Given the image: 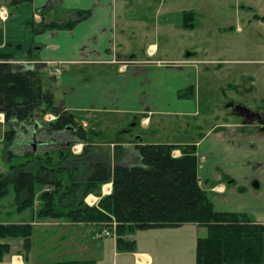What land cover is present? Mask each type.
I'll use <instances>...</instances> for the list:
<instances>
[{
  "label": "crops",
  "instance_id": "obj_1",
  "mask_svg": "<svg viewBox=\"0 0 264 264\" xmlns=\"http://www.w3.org/2000/svg\"><path fill=\"white\" fill-rule=\"evenodd\" d=\"M8 1L2 0L0 4V13L7 14L6 20L0 19V57L9 56L15 64L30 63L41 66V70L46 68L52 80L60 77L65 100L58 105L83 127L86 122L97 120L96 114L113 112L124 113L127 122L134 117L137 121L134 125L146 128L149 124L148 111L144 108L147 100L137 98L148 85H137V79L145 75L143 71H148L147 65L216 63L192 58L185 52L187 48L196 49L194 54L203 52L198 20L203 12L212 10V5L216 9L218 0H30L15 7L8 6ZM69 22L75 23L70 28L38 32L46 24ZM191 24L193 27H186ZM189 39L193 41L186 44ZM208 41L206 38L207 44ZM57 66L61 74L51 75ZM75 96L78 101H74ZM118 105L126 108L116 109ZM48 118L43 116L40 121L48 122ZM37 125L38 135L33 136L31 130H36ZM241 125L244 124L232 122L229 126ZM11 128L16 136L8 150L16 156L41 152L47 147L42 144H49L51 140L45 139V134L59 138L57 142L63 136L44 131L39 126V117L28 124H8L0 113V175L9 172L12 160H21L20 157L10 160L7 157L5 135ZM135 144L127 141L119 147L128 152L129 149L133 151ZM76 145L75 151L70 146L74 155L83 150L82 144ZM175 152L177 155L173 156L179 157L180 152ZM122 158L125 163L129 159L128 156ZM228 185L229 182L220 180L217 184L208 183L203 189L208 197L216 195L214 201L209 199L214 209L243 213L264 224V214L253 217L246 206L238 209L216 207ZM103 186L104 194H110L111 183L102 184L97 193L88 195L91 202L85 199L87 205H95L106 196L102 193ZM44 190L38 188L32 208L21 213L16 211L12 191L0 198V225H28L31 229L26 245L21 237L0 239V244L9 247L0 264H194L196 240L207 233L206 228L194 224L137 231L125 236L135 241V250L120 252L116 249L115 238L101 236L98 225L73 224L66 218L37 219L35 213Z\"/></svg>",
  "mask_w": 264,
  "mask_h": 264
},
{
  "label": "trees",
  "instance_id": "obj_2",
  "mask_svg": "<svg viewBox=\"0 0 264 264\" xmlns=\"http://www.w3.org/2000/svg\"><path fill=\"white\" fill-rule=\"evenodd\" d=\"M26 1L30 0L7 4L15 7ZM74 23L46 24L38 32L70 28ZM0 113L8 124H28L39 117L44 131L64 134L83 145L82 152L74 155L70 142H57L46 134L44 138L51 140L42 144L47 147L41 152L16 156L8 150L16 132L12 128L6 132L8 159L20 157L22 162L9 165V172L0 175V198L12 191L18 213L32 208L37 189L43 187L37 219L66 218L73 224L98 225L100 235L107 231L115 238L120 252L135 250V241L125 239L126 235L194 224L207 230L205 237L196 240L194 264H264V224L243 213L214 209L198 183L195 145L136 142L130 162L113 164L109 153L95 151L92 140L101 133L87 130L54 105L53 95L42 87L41 66L11 64L9 56L0 57ZM45 113L53 114L55 120L40 121ZM36 133L31 130L33 136ZM175 150L179 157L173 156ZM106 183H111L110 194L87 205L86 197ZM30 235L28 225H0V239L21 237L26 245ZM8 252L9 247L0 244V261Z\"/></svg>",
  "mask_w": 264,
  "mask_h": 264
},
{
  "label": "rangeland",
  "instance_id": "obj_3",
  "mask_svg": "<svg viewBox=\"0 0 264 264\" xmlns=\"http://www.w3.org/2000/svg\"><path fill=\"white\" fill-rule=\"evenodd\" d=\"M211 9L203 12L198 20L203 52L194 54L196 49L187 48L185 53L216 63L147 65L148 71H143L145 75L137 79V85L144 83L148 88L137 99L147 100L143 106L148 111V126L134 125L137 122L134 117L127 122L124 113L108 112L96 114L98 119L86 122L85 128L101 133L92 140L95 151L104 156L109 153L113 164L125 163L122 157L132 155L133 158L132 150L124 152L119 147L127 141L197 146L200 187L204 189L208 183L217 184L220 180L229 182L227 192L219 197L216 207L246 206L248 213L257 217L264 214V130L260 124L234 128L229 125L242 124V118L233 112L235 105L258 112L264 120V0H218L216 9L214 5ZM41 80L43 89L53 94L58 108L59 102L65 100L60 77L52 80L43 68ZM118 108L126 106L118 105ZM43 116L49 117L48 122L55 120L51 113ZM61 137V142H70L76 150L77 143L64 134ZM175 151L173 154L177 155ZM52 159L56 161L57 155ZM20 162L11 161L12 164ZM215 197L209 194L211 201Z\"/></svg>",
  "mask_w": 264,
  "mask_h": 264
},
{
  "label": "water",
  "instance_id": "obj_4",
  "mask_svg": "<svg viewBox=\"0 0 264 264\" xmlns=\"http://www.w3.org/2000/svg\"><path fill=\"white\" fill-rule=\"evenodd\" d=\"M233 109L236 115L241 116L245 119V123L247 125H250L251 123H260L261 126H264V120L260 114L253 113L241 105H235ZM35 129L36 133L38 128L35 127Z\"/></svg>",
  "mask_w": 264,
  "mask_h": 264
},
{
  "label": "built area",
  "instance_id": "obj_5",
  "mask_svg": "<svg viewBox=\"0 0 264 264\" xmlns=\"http://www.w3.org/2000/svg\"><path fill=\"white\" fill-rule=\"evenodd\" d=\"M0 11H1V10H0ZM6 18H7V14H6V13H0V19H1V20L4 21V20H6ZM30 65H31V64H30ZM50 74L53 75V76H58V75H60V74H61V70H60L59 66H57L56 68H54V69L51 71ZM101 236L109 237L110 234H109V232H107V231H103L102 234H101Z\"/></svg>",
  "mask_w": 264,
  "mask_h": 264
},
{
  "label": "flooded vegetation",
  "instance_id": "obj_6",
  "mask_svg": "<svg viewBox=\"0 0 264 264\" xmlns=\"http://www.w3.org/2000/svg\"><path fill=\"white\" fill-rule=\"evenodd\" d=\"M234 107V106H233ZM249 110V109H248ZM249 111H251V110H249ZM233 112H234V109H233ZM251 112H253V113H258V112H255V111H251ZM234 114H235V112H234ZM259 114V113H258ZM236 115V114H235ZM238 116V115H237ZM239 117H241V116H239ZM242 118V124H244V125H247L246 123H245V119L243 118V117H241ZM251 124H260V123H251ZM250 124V125H251ZM260 127H262L263 128V126H261L260 125Z\"/></svg>",
  "mask_w": 264,
  "mask_h": 264
},
{
  "label": "bare ground",
  "instance_id": "obj_7",
  "mask_svg": "<svg viewBox=\"0 0 264 264\" xmlns=\"http://www.w3.org/2000/svg\"><path fill=\"white\" fill-rule=\"evenodd\" d=\"M92 199H93V198H92ZM87 201H89V202H90V201H91V199H90V198H88V200H87Z\"/></svg>",
  "mask_w": 264,
  "mask_h": 264
}]
</instances>
